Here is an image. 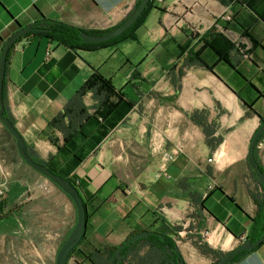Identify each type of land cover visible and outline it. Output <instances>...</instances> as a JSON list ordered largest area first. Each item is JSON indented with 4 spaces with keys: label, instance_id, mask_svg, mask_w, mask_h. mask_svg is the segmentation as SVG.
<instances>
[{
    "label": "crops",
    "instance_id": "crops-1",
    "mask_svg": "<svg viewBox=\"0 0 264 264\" xmlns=\"http://www.w3.org/2000/svg\"><path fill=\"white\" fill-rule=\"evenodd\" d=\"M137 1L0 0V50L12 33L42 17L85 31L110 30ZM260 10L264 13V6ZM131 35L78 48L44 36L22 37L7 56L5 114L30 154L79 189L87 210L79 250L100 251L96 256L102 258L104 248L117 247L132 233L158 228L168 233L187 264H213L214 254L205 249L223 255L256 233L254 196L262 189L247 151L264 118V21L236 0H153ZM190 56L210 68L189 64ZM94 71L109 79L121 98L99 116L98 97L82 96L89 114L83 135L72 150H59L63 135L52 132L55 145L45 134L48 124ZM244 103L255 113L247 114ZM200 110L218 138L213 147L190 117ZM164 150L173 159L159 173ZM254 155L264 172V135ZM7 175L0 164L5 188L0 235L19 231L31 242L45 239L56 253L76 223L73 202L48 179L28 180L22 174L9 184ZM139 255L143 264L167 261L148 254L146 245ZM71 260L89 264L76 253L68 264ZM228 264H264V239Z\"/></svg>",
    "mask_w": 264,
    "mask_h": 264
},
{
    "label": "trees",
    "instance_id": "trees-1",
    "mask_svg": "<svg viewBox=\"0 0 264 264\" xmlns=\"http://www.w3.org/2000/svg\"><path fill=\"white\" fill-rule=\"evenodd\" d=\"M236 1L240 4L245 5L247 8H249L253 13H255L257 16H259V18H261L264 21V13L262 12V10H260V7L264 6V0H236ZM139 2L140 0L137 1L134 9L138 6ZM152 2L153 0H150L148 2L145 10L140 15L138 20L131 27H129L125 32H123L121 35L117 37L112 38L111 40H108L105 42H99V44L118 42L120 40L132 37L131 34L134 28H136L138 24L141 22L142 16L151 7ZM35 26L42 28V29L30 32L25 36H28L31 34L39 36V37L44 36L50 40L57 41L60 44H63L70 48H78L81 45L87 44L86 42H83L81 38L79 37V32L83 29L76 27L74 25L68 24L64 21L42 17L41 19L35 22ZM238 28L241 30L240 33L243 36H246L253 46L257 45V40L247 30L243 29V27H241L240 25H238ZM106 31H109V30H106ZM106 31H87V32L103 33ZM247 51L248 50H246V52ZM243 52L241 53L242 55H243ZM221 56L224 57L226 60L228 59L226 55H221ZM189 61H190L189 64L190 63L197 64V65L199 64V66L210 68L206 63H204L199 58H196V57L192 58V56H190ZM87 92H91L94 96L98 97L100 106L99 108L95 110V114L99 116H105L106 114H108L121 98L119 95H117V93H115L114 86L112 85L111 81L103 77L99 72L94 71L87 78V80L82 84V86L79 88L73 101L69 102L64 107L63 111L59 113L56 117H54L48 124L45 134L55 145L59 146L58 139L52 134V132L54 130H59L63 135V145L58 147L59 150L61 148H66L68 151L72 150V148L75 146V140L83 135L81 132L82 124L84 121H86L89 118V114L87 112L86 107L82 105L81 98ZM112 96H115L116 101H113L111 99ZM244 106L247 109V114L255 113L251 105L244 103ZM190 117L202 127L203 132L205 133V140L207 144L210 147H213L215 143L217 142L218 138L214 137V130L210 125H208V122L206 121L205 111L203 110L194 111L190 114ZM263 120L264 118L261 117L260 122H262ZM4 130L6 131L7 134H9L5 128ZM263 135L264 133L262 134V136ZM28 153L30 154L29 151ZM30 155L35 161L46 165L53 172L58 173L65 177V175L62 174L61 172L53 169L52 167L48 166L46 163L35 159L32 156V154ZM75 159L78 161L80 160L79 157H75ZM258 164L261 170L263 171L259 162ZM251 171L255 178V181L260 185L262 189V192L259 196H254V200L256 204L258 205V213L255 218L257 222L256 227H255L256 233L251 238L252 240H255L261 235L262 230L264 228V188L258 182L252 169ZM68 179L74 185H76L74 181H72L70 178ZM2 204H3V201L0 202V211H3ZM155 231H159L163 235H165V239H161L157 235H150L148 237L139 238L135 242L131 243L130 245L122 249L121 253L123 255V259L119 264H143L142 263L143 257L139 255V252L141 248L144 247L145 245L148 246V254H151L157 257H159L160 255H164L167 258V261L161 264H176V261H175L176 255L172 251V246L175 245L174 241L169 237L168 233H166L164 230L157 228L155 229ZM83 238L78 243V245L71 251L68 259L71 258L73 254L76 253L80 255L82 259L89 262V264H109L110 263L111 255L116 247L104 248L103 249L104 257L102 258L99 257L98 255L96 256V254L100 253V251H97V250L94 253L86 254L85 252L78 249V246L81 244ZM205 252L213 253L216 258L215 261L222 256L221 253L213 252L211 251V249H205ZM244 253L246 252L242 251L238 253L237 255H235L231 262L235 261L237 258H239Z\"/></svg>",
    "mask_w": 264,
    "mask_h": 264
},
{
    "label": "water",
    "instance_id": "water-1",
    "mask_svg": "<svg viewBox=\"0 0 264 264\" xmlns=\"http://www.w3.org/2000/svg\"><path fill=\"white\" fill-rule=\"evenodd\" d=\"M149 1L150 0H140L138 6L134 9V11H132L130 15L123 22H121L116 27L110 29L109 31L103 33H89L85 30H81L79 32V37L83 42L98 43V42H105L111 40L112 38L121 35L138 20L140 15L145 10ZM39 29L42 28L35 26V22H31L23 27H20L4 41L3 46L0 50V123L13 137L18 155L22 158V160L33 170H35L36 172L47 178L54 185L59 187L71 199V201L75 206L76 215H77L76 223L72 228L71 232L69 233V235L67 236V238L62 242V244L58 248L54 261V264H68V257L71 251L81 241L86 230L87 210H86V205L84 203V199L80 194L79 189L76 187V185H74L68 178L53 172L49 167L35 161L31 157V155L27 151V146L22 135L17 130L13 122L4 114L5 108L3 103V80L5 77V67H6L8 52L11 49V47L19 39H21V37ZM263 133H264V120L260 122V124L254 131L249 141L248 151H247V161L250 168L253 170L258 182L264 188V172L259 167V164L254 155L255 146L258 143ZM150 235H157L161 239H165V235L155 230H141L132 233L114 249L109 264H119L123 259V255L121 251L124 247L130 245L139 238L148 237ZM263 239H264V228L262 230L261 235L257 239L252 240L251 238H247L241 241L235 248L223 254L213 264H228L238 253L242 251L249 252L255 249L257 246L260 245ZM172 251L176 255L175 258L176 264H187L185 259L182 257V254L176 244L172 246Z\"/></svg>",
    "mask_w": 264,
    "mask_h": 264
},
{
    "label": "rangeland",
    "instance_id": "rangeland-1",
    "mask_svg": "<svg viewBox=\"0 0 264 264\" xmlns=\"http://www.w3.org/2000/svg\"><path fill=\"white\" fill-rule=\"evenodd\" d=\"M0 164L8 172L9 184L14 183V179L22 174L28 180L47 179L22 160L13 137L6 133L3 126H0ZM60 214L61 217L65 214L63 209ZM18 233L12 232L4 237L0 235V264H54L56 253H53L49 242L45 239L31 242Z\"/></svg>",
    "mask_w": 264,
    "mask_h": 264
},
{
    "label": "built area",
    "instance_id": "built-area-1",
    "mask_svg": "<svg viewBox=\"0 0 264 264\" xmlns=\"http://www.w3.org/2000/svg\"><path fill=\"white\" fill-rule=\"evenodd\" d=\"M161 158H162V161H161V164H160V171H159V173L166 167L167 162L170 161L171 159H173V155L171 154V152L169 150H164L161 153ZM208 160L211 161L212 158H209ZM156 176H158V174H156ZM212 187H213V185L212 184H209L207 186V189L209 190ZM4 193H5V188L0 184V202L2 201V199L4 197ZM208 234H209V231L208 230H204L202 232V235L204 237H206Z\"/></svg>",
    "mask_w": 264,
    "mask_h": 264
}]
</instances>
